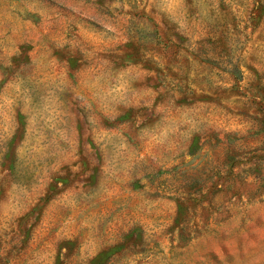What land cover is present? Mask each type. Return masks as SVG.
Instances as JSON below:
<instances>
[{"label":"rangeland","instance_id":"374dc122","mask_svg":"<svg viewBox=\"0 0 264 264\" xmlns=\"http://www.w3.org/2000/svg\"><path fill=\"white\" fill-rule=\"evenodd\" d=\"M0 264H264V0H0Z\"/></svg>","mask_w":264,"mask_h":264}]
</instances>
